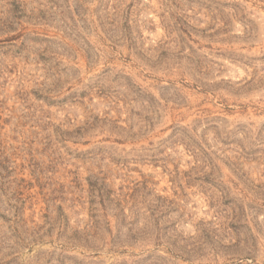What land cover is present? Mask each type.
<instances>
[{"label": "rangeland", "instance_id": "1", "mask_svg": "<svg viewBox=\"0 0 264 264\" xmlns=\"http://www.w3.org/2000/svg\"><path fill=\"white\" fill-rule=\"evenodd\" d=\"M0 264H264V0H0Z\"/></svg>", "mask_w": 264, "mask_h": 264}]
</instances>
